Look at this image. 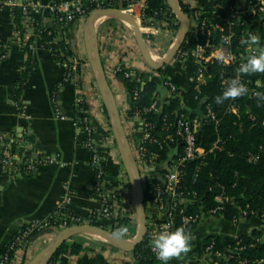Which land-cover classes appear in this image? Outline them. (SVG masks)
<instances>
[{
  "label": "crops",
  "instance_id": "1",
  "mask_svg": "<svg viewBox=\"0 0 264 264\" xmlns=\"http://www.w3.org/2000/svg\"><path fill=\"white\" fill-rule=\"evenodd\" d=\"M34 1L36 8L30 15L21 18L22 25L29 33L33 31L29 25L30 17L40 19L47 27L54 26L52 7L66 0ZM73 1L83 5L91 1L110 4L130 13L138 22L148 52L154 59L164 56L179 34L181 24L176 17L169 19L163 11L159 15L155 13L168 5L167 0H133L127 5L126 0ZM181 2L202 12L211 11V0ZM84 20L85 17H79L74 23L54 26L58 38L66 40L72 47L76 62L81 61L78 72L74 67L68 79L65 77V64L56 60L49 48L38 43L30 50L11 43L8 55L0 62V136L4 137L15 155V164L10 173H0V250L25 223L45 220L61 204L68 206L74 216L87 218L100 208V200L95 192V170L90 164L89 152L84 146L85 136L78 122L82 113L77 112L74 106L76 95L83 98L86 106L84 115L96 128L92 138L102 151L104 187L118 188L128 179L111 132L108 108L87 61L83 41ZM15 28L11 8L0 5V41L10 43ZM190 32L189 48L184 50V56L175 55L163 66L164 78L146 64L133 29L124 20L105 17L97 22L96 42L107 78L125 128L135 127L137 136L141 128L140 118L126 117V111L132 104L131 96L114 68L119 65L133 73L150 72V78L158 84V98L177 109L182 108V102L169 93L165 81L173 82L179 89L190 86L194 65L189 51L194 49L197 42L192 29ZM29 54L33 66L27 76V86L21 91L17 102L13 98V90ZM249 86L253 90L259 89L258 75L251 79ZM56 108L63 117L56 115ZM175 149L173 147L169 153L172 157L177 153L173 151ZM52 155H56V160L47 162ZM25 158L40 163L31 172H26L19 168ZM160 168H164V165ZM132 222L137 230V219L133 218ZM149 222L151 228V219ZM61 229L50 225L33 234L24 248L14 252L10 264H27ZM253 229L260 230L264 240L263 218H248L241 212L234 218H228L222 212H202L200 220L190 230L194 237L190 250L181 253L178 259L183 264H228L226 250L219 254L205 250L207 239L220 236L222 240L231 241L251 233ZM69 240L80 243L82 249L76 254H61L59 259L64 264H136L131 250L121 249L99 236L83 233Z\"/></svg>",
  "mask_w": 264,
  "mask_h": 264
},
{
  "label": "trees",
  "instance_id": "2",
  "mask_svg": "<svg viewBox=\"0 0 264 264\" xmlns=\"http://www.w3.org/2000/svg\"><path fill=\"white\" fill-rule=\"evenodd\" d=\"M242 0H211V11H200V18H213L218 23L224 26L225 29H231L232 36V51L239 59L246 62L247 57L251 55L248 51V45L242 44L241 40L249 33L258 34L260 37V50L264 48V17L260 18L256 24H249L256 20L257 15L250 12L242 18L238 11L248 4L251 0H246L241 6ZM128 0L125 1V5ZM87 13L93 11L96 7L95 2H89L85 5ZM184 11L189 12L191 18L192 11L187 10L181 3ZM197 10V9H193ZM162 11L169 19H175V15L171 12L168 5L159 8L157 15ZM199 11V10H198ZM13 20L15 26L21 33L26 31V27L22 25L21 18L23 13L21 8L14 7L12 9ZM30 15V13L28 14ZM194 18V17H193ZM63 21H55L54 26L64 24ZM69 24V23H68ZM29 25L33 28L30 33V40H35L40 46L49 48L53 57L60 63L65 64L66 79L73 71L70 58L73 57V50L70 44L63 39L58 38V34L54 26H45L40 19L29 18ZM192 37L189 32L181 46V50L189 48L188 40ZM197 41L202 42L204 36L202 33H197ZM212 39L214 45L220 41V32L213 31ZM29 51V50H28ZM81 61L77 60L75 64V72H78ZM33 60L31 55H28L25 67L17 80L13 90V98L19 102L21 91L27 86V76L31 72ZM238 62L232 64H224L220 60H212L205 64L207 73L211 74L206 84L201 85L200 92H197L193 84L187 89H179L178 99L182 102V108H175L174 105L163 102L158 98V84L150 78V72L135 71V77H125L122 73L118 76L123 80L126 91L131 96V108L126 111L128 119L139 117L149 121L153 128L152 135L163 137L165 135L164 125L166 121H173L177 111L185 112L189 117L199 116L197 110L204 111V104L209 103L215 116V119L202 116L200 125L196 132L197 145L205 149V155L202 160L193 159L186 161L181 167L180 185L178 187L179 195L176 198L177 210L175 211L174 229L180 225V216L178 211L184 208L186 212H204L208 213L215 204V196L224 193L229 197H233L232 202L225 204V208L221 211L228 218L238 217L239 213L245 212V217L258 216L264 219V86L261 92L253 94L247 80L253 79L257 73L261 82L264 84V73H242V82L246 83L248 91L239 97L226 99L223 103L216 102V96L221 95L223 90L228 86L231 79L237 77V69L240 68ZM157 72L165 78L164 69L161 68ZM139 78V80H137ZM227 79V83L222 81ZM137 94L134 95V91ZM204 99L202 105L200 100ZM153 101H156L158 111L148 109ZM86 107L85 105L83 106ZM236 108V112L232 111ZM100 130V129H99ZM172 128L169 130L172 132ZM141 134V131L139 132ZM219 140V146L213 148L215 140ZM173 143H165L163 148L159 150L161 164L167 159L170 151L173 149ZM150 148H156V145L149 144ZM250 153H258L259 158L256 162H249L248 156ZM102 154V151H101ZM162 165V164H161ZM197 166L199 169L197 170ZM100 182H103L101 178ZM160 180L156 176H152L147 183L145 189V200L152 202L151 194L148 188L159 183ZM100 183V184H101ZM124 185V184H123ZM118 195L119 200L122 195V190ZM170 202L169 199H165ZM63 213L73 215L68 206H59L47 218L51 225H60L65 218H62ZM152 213V212H151ZM155 221H160L158 216L153 212L152 215ZM33 222L25 223L20 230L15 232L9 242L0 250V253H7L8 256L13 255V248L10 249V244L15 238L29 227ZM196 223L187 226V230H192ZM121 228H126L127 231L123 235H118ZM36 230L32 231L27 238L35 234ZM111 232L119 237H128V234L136 232V225L132 222V218L128 213L118 215ZM263 233L260 230L253 229L249 234H243L238 238L227 241L222 240L220 236H210L206 243L214 240L213 251L221 253L228 252V264H239L242 259H247L246 264H257L252 260L264 256V240ZM148 238L136 245L132 249L136 264H164V261L158 259L148 247ZM239 246H243L238 249ZM82 249L80 243L75 241H65L58 250L52 255L47 264H64L60 261L61 254H76ZM264 264V263H261Z\"/></svg>",
  "mask_w": 264,
  "mask_h": 264
},
{
  "label": "built area",
  "instance_id": "3",
  "mask_svg": "<svg viewBox=\"0 0 264 264\" xmlns=\"http://www.w3.org/2000/svg\"><path fill=\"white\" fill-rule=\"evenodd\" d=\"M132 1L133 0H128L127 4H130ZM178 2L181 6V0H178ZM245 2L246 0H242L240 2L241 6H243V3ZM250 2L251 4L242 7V9L238 11V14H240L242 18H245V14L250 12L255 16L257 15L256 20L264 17V0H251ZM0 5L8 6L11 8V10L14 7L21 8L23 16H27L32 10L36 8L34 0H0ZM183 6L193 13L192 15L194 18H191L190 16V29L193 30L195 36H197L198 32L202 33L204 36L203 41H197L194 49L189 51L194 65L191 84H193V87L197 92H200L201 85L206 84L208 79L211 77V74L207 73L205 69V64L207 62L217 59L222 61L224 64L238 62L239 65H242L243 61L239 59L232 51L233 32L231 29H225L223 25L218 23L212 17L200 18V11H193L194 8L188 7L185 4H183ZM105 7L112 6H110V4L96 3L94 10ZM52 8L54 10L55 21H63L65 23H74L79 17H86L90 13H87L85 5L73 0H66ZM251 23L255 24L254 21L249 22V24ZM216 30L220 32V41L217 45H214L212 32ZM11 43L17 45L18 47L27 48L29 50L33 49L37 44L36 41L30 40V33L27 28L23 33H21L19 29L15 28L14 37L10 43L0 41V62L8 55ZM248 51L250 54L258 53L260 51L259 44L251 46L248 45ZM176 55L184 56V50H181L180 48ZM219 57H222V59ZM70 62L72 63V68H74L76 59L71 57ZM239 69L240 68L237 69V76H239L242 80L243 77L241 76ZM114 72H120L125 77H135V74L131 70L119 65L114 68ZM257 75L260 76L259 73H257ZM137 80H139V78H137ZM227 82V79L222 81L223 84H226ZM250 82L251 79L247 80L248 86ZM165 84L169 93L173 95V97L179 96L180 92L173 82L167 80L165 81ZM263 86L264 84L261 82L259 77V89H251L253 94L261 92ZM136 94L137 91L135 90L134 95ZM203 102L204 99H201L199 104L202 105ZM84 105L83 98L80 95H76L74 98V106L77 112L82 113L78 118V122L80 123L82 132L85 136L84 146L89 152L90 164L95 170V192L100 200V208L88 218L70 215L69 213H63L61 217L65 218V220H63L62 223L57 226L60 228H66L74 225L91 224L111 231V229L114 227L117 216L122 215L124 212L128 213L132 219H137L134 208V200L132 193L129 190L130 185L128 179H125L124 185L121 184V186L118 188H106L104 187L103 183L100 184V180L101 178L103 179L105 174V169L102 163V154L99 148H97L96 144L93 142L92 137L96 128L90 119L84 115ZM148 109L158 111L156 101H153ZM204 111V113L202 112L199 116L195 117H189L185 112L179 113L177 111L173 121H166L164 125L165 135L163 137L152 135L151 130L153 125L144 119H140L141 134H139V136L136 135L135 127L132 126L129 127L128 130L126 129L127 136L131 144L133 158L139 171L141 184L144 191L147 188L148 180L152 176L157 177V175L160 174L164 179V182L160 181L159 183H154L147 189L152 197L151 203L152 207L154 208L153 212L160 219V221H155V218L152 216L153 212L149 215L152 226L151 228L148 227V232L145 236L149 240L148 247L150 251L156 257L157 253L152 243L155 236L161 231L174 230V217L175 211L177 210L176 198L179 195L178 187L180 185L181 167L186 161L198 158L202 160L205 155V149L197 145L196 132L200 125L202 116L215 120L216 116L209 103L204 104ZM232 111L236 112V108H233ZM55 112L57 116L63 117L58 108L55 109ZM171 128L173 129L172 132L169 131ZM219 140L220 139L214 141L213 148H217L219 146ZM169 142H172L174 144L173 147L177 148V153L173 155L168 166L164 164V161L161 163V165L159 163V150L163 148L165 143ZM150 143L156 145V148H150ZM258 158V153H250L248 156V161L256 162ZM55 160L56 155H52L47 158V162L50 163H53ZM39 163L40 161H34L29 158H25L21 167L19 168L26 172H31ZM14 164L15 155L11 152L4 137L0 136V173H10ZM163 165L164 168H160ZM198 169L199 166H197V170ZM120 189L122 190V195L119 200L118 195H120L121 192L118 190ZM166 198L170 200L169 203L165 201ZM215 200L216 204L211 209H209L208 213L217 214L221 212L225 208L226 203L232 202L233 197H229L222 192L215 196ZM63 205L65 204H61V206ZM178 214L180 216V225L187 228V226L190 224L197 223L200 220L202 212H186L182 207L179 209ZM243 214H245V212H243ZM50 225L51 224L47 221V218L41 222H33L22 232L21 235L15 238V240L10 244L9 248H13L14 254L16 250L25 247L29 240L27 237L32 231H40L41 229ZM135 233L130 235L128 234L126 239L133 238ZM213 247L214 240L212 239L205 245V250L207 252L219 254V251H213ZM242 247L243 246H239L238 249H241ZM12 258L13 255L9 257L7 253H0V264H10ZM252 261L256 262L257 264L264 263V256ZM247 262V259H242L239 261V264H246ZM167 264L183 263L178 259V256H174L170 258L169 261H167Z\"/></svg>",
  "mask_w": 264,
  "mask_h": 264
},
{
  "label": "water",
  "instance_id": "4",
  "mask_svg": "<svg viewBox=\"0 0 264 264\" xmlns=\"http://www.w3.org/2000/svg\"><path fill=\"white\" fill-rule=\"evenodd\" d=\"M167 4L169 5L171 12L175 15L181 25L178 37L173 46L164 56L158 59L152 58L149 54L147 46L145 44L143 32L141 31L138 22L130 13L120 8L105 7L93 10L85 17L83 23V41L87 61L92 68L97 85L108 108V117L111 125V132L118 148V152L125 169L134 200V208L138 222L135 236L131 239H126L124 237H119L113 234L109 230L91 224L69 226L66 228H62L59 233L49 242V244L27 264H47L52 255L65 241L78 234L89 233L99 236L124 250H132L136 247V245L144 240L150 224L147 219L152 212V203L149 200H145V193L141 184L139 171L133 158L131 144L129 142L126 128L117 106L113 90L107 78L97 46L96 28L97 22L105 17L119 18L124 20L133 29L139 51L146 64L152 70L157 71L163 68V66L170 62L171 59L177 54V52L183 45L187 34L190 32V14L182 9L178 0H167ZM197 113L201 114V110H197ZM173 151L176 152L177 149ZM171 160L172 156L169 155L164 161V164L168 166ZM157 178L161 182H164V179L160 174L157 175Z\"/></svg>",
  "mask_w": 264,
  "mask_h": 264
},
{
  "label": "clouds",
  "instance_id": "5",
  "mask_svg": "<svg viewBox=\"0 0 264 264\" xmlns=\"http://www.w3.org/2000/svg\"><path fill=\"white\" fill-rule=\"evenodd\" d=\"M260 42L258 34L249 33L241 40L245 45H256ZM222 59V57H219ZM242 73H264V48L258 53H253L247 57L239 69ZM248 91L246 83L242 82L237 76L229 82L228 86L223 90L221 95L216 96L217 103H223L226 99L236 98L244 95ZM127 231L126 228H121L118 235H123ZM192 233L184 226H178L174 230L159 232L152 241L156 250L158 259L167 264V261L174 256H179L181 253H187L191 248L193 240Z\"/></svg>",
  "mask_w": 264,
  "mask_h": 264
},
{
  "label": "rangeland",
  "instance_id": "6",
  "mask_svg": "<svg viewBox=\"0 0 264 264\" xmlns=\"http://www.w3.org/2000/svg\"><path fill=\"white\" fill-rule=\"evenodd\" d=\"M150 220V216L148 217V221Z\"/></svg>",
  "mask_w": 264,
  "mask_h": 264
}]
</instances>
